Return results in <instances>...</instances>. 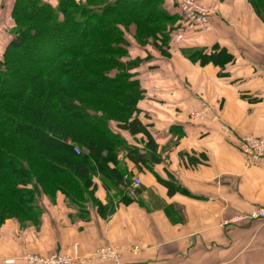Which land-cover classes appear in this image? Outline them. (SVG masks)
<instances>
[{
    "label": "crops",
    "instance_id": "1",
    "mask_svg": "<svg viewBox=\"0 0 264 264\" xmlns=\"http://www.w3.org/2000/svg\"><path fill=\"white\" fill-rule=\"evenodd\" d=\"M210 22L194 45L226 49L234 60L224 68L131 42L130 58L144 59L135 71L144 91L138 107L161 156L154 174L125 161L140 180L133 202L96 180L104 216L88 203L83 220L61 194L42 196L36 227L1 228L0 264H24L27 254L90 256L106 246L121 254L105 264H264V222L241 218L264 205V162L248 166L237 149L243 136L264 138V24L247 0L216 7ZM160 181L187 195H168Z\"/></svg>",
    "mask_w": 264,
    "mask_h": 264
},
{
    "label": "trees",
    "instance_id": "2",
    "mask_svg": "<svg viewBox=\"0 0 264 264\" xmlns=\"http://www.w3.org/2000/svg\"><path fill=\"white\" fill-rule=\"evenodd\" d=\"M168 1L13 2L12 39L0 59V230L7 221L36 227L40 198L58 193L80 219H88V203L104 216L96 180L129 203L138 190L134 198L127 193L134 176L125 161L138 173L154 174L161 156L138 107L144 91L135 71L144 59L130 58L131 42L152 45L164 58L175 49L201 67L224 68L234 60L218 45L196 47L195 39L206 33L190 29ZM248 1L264 24V0ZM177 34H183L178 44ZM81 96L114 102L123 119L105 105L84 104ZM160 182L168 195H187L179 185Z\"/></svg>",
    "mask_w": 264,
    "mask_h": 264
},
{
    "label": "built area",
    "instance_id": "3",
    "mask_svg": "<svg viewBox=\"0 0 264 264\" xmlns=\"http://www.w3.org/2000/svg\"><path fill=\"white\" fill-rule=\"evenodd\" d=\"M174 2L190 29L194 28L198 33H208L212 30L211 12L209 10L199 6L195 0H174ZM182 39L183 34H177L175 41L178 44ZM203 110H206L205 105H203ZM237 149L248 166L264 162V138L251 135L243 136L239 140ZM74 152L78 153L76 147ZM139 186L140 180L138 178L132 179L127 188L128 195L134 198L135 190ZM241 218L264 222V205L253 208L245 217ZM240 219L237 220L240 221ZM120 254V249L106 246L99 248L90 256H72L67 253L56 252L48 255L27 254L22 260L24 264H105V262H118Z\"/></svg>",
    "mask_w": 264,
    "mask_h": 264
},
{
    "label": "rangeland",
    "instance_id": "4",
    "mask_svg": "<svg viewBox=\"0 0 264 264\" xmlns=\"http://www.w3.org/2000/svg\"><path fill=\"white\" fill-rule=\"evenodd\" d=\"M14 1L15 0H0V59H1V55L6 45L12 39V30H13L14 25H12L13 22L11 20L10 14H11L12 5ZM44 1L50 2L51 4L55 3V0H44ZM229 1L231 2V0H195V2L199 6L211 12V17L216 7H220V5H224L228 3ZM248 4H249V1H248ZM210 21H211V18H210ZM140 39L143 41V43H147L150 40V39H147V37H141ZM155 40H156V36H155ZM80 100H82L84 104H87L88 106L95 108V109L96 108L101 109L105 105L106 108H109L113 111L111 114L115 116L117 120L123 119V116L121 114H118L116 110V105L114 102L112 103L107 102V105H106L103 101H97L96 99L86 97V96H81ZM20 113L21 112L17 113L18 117L21 121H23L24 118L22 117Z\"/></svg>",
    "mask_w": 264,
    "mask_h": 264
}]
</instances>
